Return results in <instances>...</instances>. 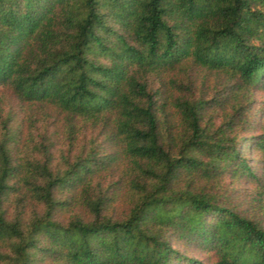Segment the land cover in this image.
<instances>
[{
  "label": "trees",
  "instance_id": "trees-1",
  "mask_svg": "<svg viewBox=\"0 0 264 264\" xmlns=\"http://www.w3.org/2000/svg\"><path fill=\"white\" fill-rule=\"evenodd\" d=\"M0 264H264V0H0Z\"/></svg>",
  "mask_w": 264,
  "mask_h": 264
},
{
  "label": "rangeland",
  "instance_id": "rangeland-1",
  "mask_svg": "<svg viewBox=\"0 0 264 264\" xmlns=\"http://www.w3.org/2000/svg\"><path fill=\"white\" fill-rule=\"evenodd\" d=\"M6 106H9V108H11L12 110H20L18 106V101L11 98V96H5L4 99L0 97V107L6 109Z\"/></svg>",
  "mask_w": 264,
  "mask_h": 264
}]
</instances>
